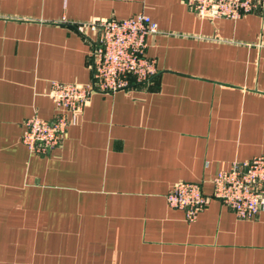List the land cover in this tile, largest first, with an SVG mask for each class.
Returning a JSON list of instances; mask_svg holds the SVG:
<instances>
[{"label":"crops","instance_id":"0c3cea01","mask_svg":"<svg viewBox=\"0 0 264 264\" xmlns=\"http://www.w3.org/2000/svg\"><path fill=\"white\" fill-rule=\"evenodd\" d=\"M148 16L151 84L94 94L45 155L21 143L52 120L50 84H86L75 25ZM264 155V9L200 19L183 0H0V264H264V211L211 198L196 219L165 201Z\"/></svg>","mask_w":264,"mask_h":264},{"label":"built area","instance_id":"2783aa9c","mask_svg":"<svg viewBox=\"0 0 264 264\" xmlns=\"http://www.w3.org/2000/svg\"><path fill=\"white\" fill-rule=\"evenodd\" d=\"M198 18L238 20L264 9V0H183ZM89 40L86 84L53 81L48 93L55 113L52 120L29 117L24 122L22 145L30 152L45 155L59 146L67 127L74 123L94 94H111L151 84L157 74L155 61L146 54L147 38L158 33L157 25L146 15L116 19H92L75 25ZM217 199L239 220H251L264 211V155L233 161L211 180V194L200 184L178 182L165 194L170 208L183 212L192 222Z\"/></svg>","mask_w":264,"mask_h":264}]
</instances>
